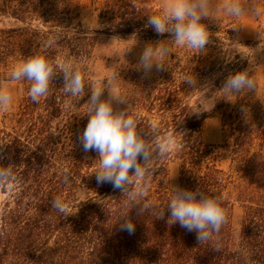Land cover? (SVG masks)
<instances>
[{
    "label": "trees",
    "instance_id": "trees-1",
    "mask_svg": "<svg viewBox=\"0 0 264 264\" xmlns=\"http://www.w3.org/2000/svg\"><path fill=\"white\" fill-rule=\"evenodd\" d=\"M146 2L104 0L99 11L100 18L111 23L106 34L149 40L171 37L148 25V16L154 13L145 7ZM14 15L27 26L1 30L0 68L12 54L26 59L43 52L56 61L70 60L83 70L94 45L90 32L82 30L69 39L53 30L32 28L25 15ZM201 22L210 34L218 30L214 21ZM213 39L210 35L209 42ZM54 43L60 55L54 53ZM180 52L172 58L188 63L183 76L207 75L200 66H193L201 63L203 54L186 50L180 58ZM249 67L244 62L236 72ZM224 80H214L217 94L222 93L218 90ZM22 83L25 96L18 110L0 112V144H5L0 148V166L10 165L18 177L0 187V264H264V89L257 82L254 92L245 89L237 95L218 96L214 113L221 116L227 131L221 144L202 140L204 123L212 113H191L192 106L184 98L190 87L183 80L166 72L159 82L140 85L129 94L141 127L155 125L161 135L174 134L179 144L157 163L147 194L148 200L164 208V218H156L154 212L137 215L133 208L128 213L135 224L132 234L120 230L118 219L125 211L122 192L111 184L97 183L93 171L98 153L85 152L79 141L89 117L80 100L74 102L64 94L63 74L53 78L49 94L39 103L28 96L30 82ZM172 161L180 166L179 188L223 197L228 221L219 233L221 251L201 244L195 231H187L178 222L167 223ZM65 171L71 173L69 184L62 181ZM57 196L70 205L66 218L52 208ZM237 208L242 211L238 234Z\"/></svg>",
    "mask_w": 264,
    "mask_h": 264
},
{
    "label": "clouds",
    "instance_id": "clouds-1",
    "mask_svg": "<svg viewBox=\"0 0 264 264\" xmlns=\"http://www.w3.org/2000/svg\"><path fill=\"white\" fill-rule=\"evenodd\" d=\"M217 13L239 19L251 16L259 19L264 16V8L258 6L255 0H166L159 14L148 16V25L158 34L169 33L171 42L202 52L209 43L210 33L202 19H213ZM87 25V23H86ZM260 36L264 35L257 31ZM134 46V45H133ZM125 51L130 52L132 47ZM172 49L165 43H147L142 49L137 65V71L149 76L152 71L167 70L166 58ZM250 67L235 73H230L221 88L223 96L237 95L245 89L254 92L256 81L253 78L254 66L249 59ZM63 74V92L66 96L78 102L85 95V86H90L91 95L87 103V125L79 136V141L85 152L96 151L97 167L93 171L98 184H111L124 197L125 211L119 216L120 230L134 233L135 224L128 213L137 209V215L145 213L156 214V218H164V208L159 209L155 202L147 199L149 186L157 170V163L166 160L171 153L179 148L174 134L161 135L155 125L141 127L139 118L134 115L135 109L129 103L127 96L120 90L117 80L119 72H114L110 78L98 79L95 83H87L82 68L70 61H56L37 52L29 55L23 61L15 64L9 74L11 81H28L30 86L28 96L34 103H39L51 89L53 78ZM190 88L208 91L209 85L201 86L194 75H184L182 78ZM107 90V98L102 96ZM13 92L4 83H0V112L7 111L13 104ZM117 105H126L121 110ZM242 111H246L242 109ZM203 112L193 111L192 114ZM5 144H0L2 148ZM142 161V162H141ZM92 173V174H93ZM18 181L12 167L0 166V187ZM65 184L71 183V173L65 171L62 176ZM169 225L179 223L180 227L189 232L197 233L201 244L213 245L221 251L219 233L228 221L224 200L218 194L186 190L178 186L172 187V195L167 203ZM52 208L63 217L69 215L70 205L57 196L52 202Z\"/></svg>",
    "mask_w": 264,
    "mask_h": 264
},
{
    "label": "rangeland",
    "instance_id": "rangeland-1",
    "mask_svg": "<svg viewBox=\"0 0 264 264\" xmlns=\"http://www.w3.org/2000/svg\"><path fill=\"white\" fill-rule=\"evenodd\" d=\"M102 2L104 0H0V32L4 29L27 26L14 17L15 13L29 18L28 22L32 28H40L45 31L53 30L57 32L58 36H66L69 39L75 35H80L82 30L90 32L94 38V45L91 48L90 56L83 64L86 84L95 83L98 79L106 80L114 72H119L120 78H118L117 84L127 98L140 85L149 86L159 82L164 78L166 72L176 80L182 81V72L188 63L185 59L182 61L174 60L172 55L181 51L180 58H182L186 50L193 52L195 49H189L186 46L171 42L172 37L162 40H149L141 37L119 38L106 34L105 30L110 27L111 23L100 18L99 7ZM165 2L166 0H147L145 7L154 14H159ZM214 2L220 3V0H214ZM255 2L264 8V0H255ZM20 4H23L24 7H21ZM205 19L214 21L218 30L210 34L214 39L205 46L202 52L196 50V52L203 54V60L200 64H193V66L198 65L201 70H205L204 73L207 74L205 77L196 78L201 86L209 85V89L203 91L202 87L201 90L193 91L190 88L184 98L192 106V112L203 110V112L212 113V117L204 123L201 138L207 144H221L227 139V131L221 116L214 113L216 100L222 93L217 94L215 92L213 82L218 79L224 80L230 73L236 72L244 62H249L250 59L255 64L251 74L264 89V35L260 36L257 32L264 33V16L255 19L246 15L239 19H233L224 16L223 13H217L213 19ZM0 38H3L1 33ZM162 41L172 49L171 55L166 58L167 70L157 72L154 69L149 76L145 77L142 72L135 68L139 55L147 43L155 44ZM131 46H133L131 51L125 54V51ZM53 48L55 50L53 52L60 55L55 43ZM11 56L6 66L0 68V83H4L12 90L14 100L12 106L1 113H15L25 96L23 81L8 79L11 68L25 58L18 53ZM58 60L61 61L62 59ZM6 67H8L7 70L4 69ZM90 95V86L86 85L85 95L80 99L85 111L87 106L84 104L87 103ZM107 95V90H105L102 99H106ZM115 107L123 110L126 105ZM169 168L170 188L179 187V163L172 161ZM234 214V227L236 234H238L242 218L241 209L237 208Z\"/></svg>",
    "mask_w": 264,
    "mask_h": 264
}]
</instances>
